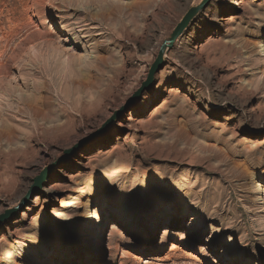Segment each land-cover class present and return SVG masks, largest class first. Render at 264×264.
Segmentation results:
<instances>
[{
	"label": "rangeland",
	"instance_id": "374dc122",
	"mask_svg": "<svg viewBox=\"0 0 264 264\" xmlns=\"http://www.w3.org/2000/svg\"><path fill=\"white\" fill-rule=\"evenodd\" d=\"M201 2L0 0V264H264V0H211L131 101Z\"/></svg>",
	"mask_w": 264,
	"mask_h": 264
},
{
	"label": "water",
	"instance_id": "95a60500",
	"mask_svg": "<svg viewBox=\"0 0 264 264\" xmlns=\"http://www.w3.org/2000/svg\"><path fill=\"white\" fill-rule=\"evenodd\" d=\"M210 2H211V0H202V2L198 6L191 8L185 14V16L183 17L181 22L173 30L171 36L167 40H165L163 42V44L161 45L159 52H158V55H157L154 63L152 64V66L149 70L147 80L142 84L141 88L134 94V96L131 98V101L134 102V100H136L137 97H139L145 90H147L149 87H151L152 83L154 82L156 75L161 71L162 67L164 66V59H165L167 52L169 50L173 49L176 42L179 40V38L181 36H183V34L189 28L192 21L199 15L200 12L205 10V8L207 7V5ZM133 102H131V103H133ZM125 109H126V107L121 108L118 112H115L112 115V117L99 130H97L95 133H93L88 139L84 140L82 142V144L79 143L73 149L66 151L64 157L62 159H60V161L54 163V165H52L48 169L44 170L39 176H37L33 182V185L30 187V190H29L26 198H28L36 190L41 189L42 184L44 183V181H46L48 179L50 172L53 171V168L55 166L59 165L60 162L64 161L65 159H68L71 155H73L74 152L76 151L77 147H80L81 145L88 143L93 138H95V137L99 136L100 134H102L103 132H105V130L113 124L115 119L118 116H120L125 111ZM25 202L26 201L24 200V203ZM22 204H23V202L17 207V209H20V207H22ZM11 213H12V211L7 212L6 214L0 216V223L6 221L10 217Z\"/></svg>",
	"mask_w": 264,
	"mask_h": 264
},
{
	"label": "bare ground",
	"instance_id": "6f19581e",
	"mask_svg": "<svg viewBox=\"0 0 264 264\" xmlns=\"http://www.w3.org/2000/svg\"><path fill=\"white\" fill-rule=\"evenodd\" d=\"M44 182H45V181H44ZM42 185H43V184H42ZM221 198H222V197H221ZM219 199H220V198H219ZM14 208H15V207H14ZM218 208H220V207H218ZM104 216H105V220H104V221H106L107 217H109V216H108V214H107V213H105V215H104ZM102 221H103V220H102ZM193 221H194V222H196V221H197V219L193 218ZM97 240H98V238L96 237V238L93 240V243H92V245H96V246H97V245H98V244L96 243V242H97ZM98 243H99V242H98Z\"/></svg>",
	"mask_w": 264,
	"mask_h": 264
}]
</instances>
